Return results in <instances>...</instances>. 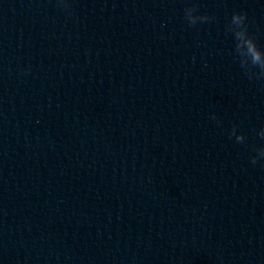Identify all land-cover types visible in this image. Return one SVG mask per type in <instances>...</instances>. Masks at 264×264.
<instances>
[{"label":"water","instance_id":"1","mask_svg":"<svg viewBox=\"0 0 264 264\" xmlns=\"http://www.w3.org/2000/svg\"><path fill=\"white\" fill-rule=\"evenodd\" d=\"M85 0H0V110L56 34Z\"/></svg>","mask_w":264,"mask_h":264},{"label":"clouds","instance_id":"2","mask_svg":"<svg viewBox=\"0 0 264 264\" xmlns=\"http://www.w3.org/2000/svg\"><path fill=\"white\" fill-rule=\"evenodd\" d=\"M58 7L63 10H69V0H56ZM198 9L195 6H189L184 9V18L189 26H195L198 23L210 22L213 17L207 15H198ZM226 31L231 33L234 41V54L239 61L240 68L249 81L264 80V49L256 41V38L250 34L247 23V14L244 12H233L230 21L226 24ZM212 119H216L215 114ZM230 137H235L238 144L246 142V136L237 131L233 126ZM257 135L264 140V128H261ZM253 155L249 157L250 163L255 165L264 160V144L252 147Z\"/></svg>","mask_w":264,"mask_h":264}]
</instances>
